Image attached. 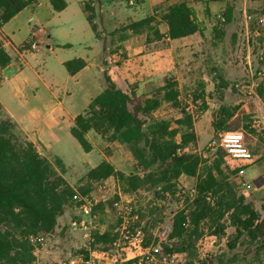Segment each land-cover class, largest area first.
Listing matches in <instances>:
<instances>
[{"label": "trees", "instance_id": "obj_1", "mask_svg": "<svg viewBox=\"0 0 264 264\" xmlns=\"http://www.w3.org/2000/svg\"><path fill=\"white\" fill-rule=\"evenodd\" d=\"M167 1L171 4L163 12L162 21L168 27L170 40L197 33L204 35L205 24L199 20L196 9L188 0ZM37 2L0 0V28ZM51 4L56 12L63 11L68 5L66 0H51ZM94 10L84 4L87 19L96 37H99L94 24ZM204 11L207 17L211 16L208 6ZM225 16L226 20L231 19V8L227 9ZM157 25L154 16L132 22L124 29L122 39H127L128 31L133 34L148 33L155 39H162ZM26 47L23 49L26 50ZM12 60V56L0 48V69L6 68ZM86 65L84 59L65 63L70 75L77 74ZM104 80L105 89L75 118L71 134L85 152L94 148L87 136L90 131L110 144H123L131 153L137 172L126 174L104 160L73 186L64 176L66 169L63 162L59 158L50 160L43 156L0 104V264H37L36 249L39 244L33 245L30 236L53 233L67 208H80L83 200L110 178L117 183L115 199L118 200L119 195L133 196L140 189L152 191L156 197H164L169 192L174 194L182 176L195 179L196 195L173 216L167 239L153 247L151 224L146 222L143 227L146 254L126 260L123 264H169L165 256L172 254L188 255L191 260L184 264H194L199 240L206 234L222 239L227 222L235 228V236L228 242L229 249H235L245 238L242 243L256 246L254 257L261 262L264 256V220L240 191L243 182L233 180L240 169L255 164L257 157L250 150L253 155L250 161L233 159L217 146L221 131H237L229 124L238 107L221 105L212 123L218 140L209 144L206 158L189 151L198 138L192 114L181 106L177 80L167 78L163 86L142 96L124 92L107 71ZM257 92L264 100V84H260ZM166 104L181 109V117L174 121L157 118L155 112ZM245 139L247 143L246 136ZM115 199L94 206L91 215L105 214L107 207L114 206ZM118 237L119 233L112 230H97L89 250L82 249L75 254L76 257H83V261L64 264H85L91 251H105L108 245H116ZM238 257V254L232 258L220 254L206 257L199 264H234Z\"/></svg>", "mask_w": 264, "mask_h": 264}, {"label": "rangeland", "instance_id": "obj_2", "mask_svg": "<svg viewBox=\"0 0 264 264\" xmlns=\"http://www.w3.org/2000/svg\"><path fill=\"white\" fill-rule=\"evenodd\" d=\"M130 1L134 2L132 6ZM98 2L96 7L90 2L86 3L94 9L98 8V26L101 28V34L105 33L103 37L107 40L110 36V38L115 37L117 42L123 40L124 29L132 23L125 15H131L134 20L146 15V8L139 3V0H98ZM188 2L196 8L206 28L203 36L197 33L192 43L180 47L178 52L180 74L177 82L181 106L186 110L188 107L192 108L195 130L197 128L200 134L197 135L196 144L192 145L189 151L207 158L206 150L209 144L218 140L212 123L221 105L238 107L229 125L236 128V132L244 133L257 161L246 168L244 177L235 175L233 180L252 185L246 201L253 204L264 220V100L257 92L260 84H264V0H188ZM167 6L165 3L158 8L162 11L159 18H162L161 15ZM206 6L210 9V17L205 15ZM228 8H231V19L222 22L219 15L225 16ZM162 30H166L165 24L162 25ZM40 49L35 59L30 55L27 57L34 68L45 65L47 57L45 45ZM166 79L167 77L165 81ZM223 83L226 84L225 87ZM198 96L200 98L196 99ZM154 115L157 118L174 121L181 117V109L166 104ZM90 136L95 142L101 141L94 132H90ZM75 142L83 152L79 143ZM109 144L105 141L98 142L100 155L111 158L116 168L125 166L128 173L135 172L136 168L132 164L134 159L128 148L124 145ZM69 149L70 151L65 155L69 153L73 156L72 148ZM96 153L93 152L90 157L96 160ZM68 159L65 164L76 163ZM65 178L71 182L75 181V177L69 174H66ZM96 188L92 194L100 203L106 204L115 199L118 191L117 183L113 178ZM188 191L187 182L179 181L174 194L169 192L164 197H156L152 191L146 189H140L133 196L121 194L118 200L115 199L118 206L114 204L111 208L107 207L105 214L99 213L92 220L84 217L80 208L69 207L63 218H59L55 231L43 235L46 240L37 246L36 263H81L83 257H76L75 254L82 249L89 250L94 232L112 230L113 233H119L116 245H108L105 251H91L89 260L91 264H123L126 253L124 248L129 244L125 237L127 232L133 233L138 229L143 231L146 222H150L153 235L151 245L155 247L158 242L165 241L172 229L173 216L186 206L188 200H192L187 195ZM240 191L243 192V185ZM74 220L79 222L84 220L88 228L73 227ZM234 236L235 228L228 222L226 234L222 239L206 234L197 244L194 264H199L200 260L206 257L220 254L227 255V258L238 254V261L234 264H264V256L261 262L254 257L256 246L242 243L246 241L245 238L235 249L230 250L228 242ZM133 251V249L128 251L131 257ZM145 254L146 252L143 256ZM165 257V261L169 264H184L191 260L188 255L182 254Z\"/></svg>", "mask_w": 264, "mask_h": 264}, {"label": "crops", "instance_id": "obj_3", "mask_svg": "<svg viewBox=\"0 0 264 264\" xmlns=\"http://www.w3.org/2000/svg\"><path fill=\"white\" fill-rule=\"evenodd\" d=\"M66 1L67 7L56 12L51 0H38L37 4L25 8L0 28V41L3 38L9 40L12 49L6 51L13 58L6 68L0 69V104L43 156L50 160L59 158L63 162L66 169L64 176L69 174L75 177L72 182L67 179L75 186L102 161L107 160L114 165L111 158L98 152V142L108 143L101 136L90 131L101 141L92 140L89 132L87 136L94 148L91 152H85L79 144L83 150L81 152L75 142L77 140L71 134L75 118L105 89V71L124 92L137 96L149 95L164 85L166 77L174 76L175 80H179V48L192 43L196 34L170 40L168 27L159 18L162 11L158 8L165 3L169 6L171 2L139 0L146 8V15L136 20L131 15H124L130 18V22L156 17L162 39H155L148 33L133 34L128 31L125 40L117 42L111 36L107 40L98 26V8L94 10V24L99 37H96L84 11L86 2L96 7L98 0ZM197 16L202 21L198 13ZM163 24L166 30H162ZM31 43L36 44L35 49H31ZM44 45L47 50L45 65L34 68L27 57L30 55L35 59ZM24 46H27L26 50ZM74 59H84L87 65L77 74L70 75L65 63ZM196 133L200 135L197 128ZM111 144L123 145L119 142ZM68 147L72 148L73 156L69 153L68 157L65 155L70 151ZM93 152H97L96 160L90 157ZM68 158L76 163L65 164ZM132 164L135 166V161ZM117 169L130 174L125 166ZM180 181L187 182L189 189L195 187L192 177L182 176Z\"/></svg>", "mask_w": 264, "mask_h": 264}, {"label": "built area", "instance_id": "obj_4", "mask_svg": "<svg viewBox=\"0 0 264 264\" xmlns=\"http://www.w3.org/2000/svg\"><path fill=\"white\" fill-rule=\"evenodd\" d=\"M131 5H133V2H130ZM219 19L222 22L226 21V18L224 15H219ZM31 49L36 48L35 43H31ZM0 48L3 50H10L12 49V45L9 42V40L3 38L0 41ZM191 107L187 108V112L192 114L193 111L191 110ZM193 115V114H192ZM217 146L223 149L228 155H230L233 159L237 160H243V161H250L253 158L252 152L250 151L249 147L247 146L245 135L242 132H222L219 134V140L217 143ZM246 174V169H240L238 172V177H244ZM243 195L248 196V192L251 189L252 185L247 182H243ZM187 195L191 197L192 199L196 195V189L190 188L187 192ZM100 202L95 198V196L92 194L89 197H86L83 200V204L80 207V210L83 213V216L92 220L97 217V215H91L92 209L94 206L98 205ZM115 206H118V203H115ZM73 227H82L84 229H87L88 226L84 220H81L80 222L77 220H74L72 222ZM125 236L126 239H128L129 244L124 250L126 251L125 257L123 261L135 259L138 257H142L143 253L146 252V249L144 248V232L140 229L136 230L133 233H129ZM30 241L33 245L37 246L38 244L43 243L46 238L43 235H31ZM133 251V256L131 257L128 251ZM85 264H91L90 260H87L84 262Z\"/></svg>", "mask_w": 264, "mask_h": 264}]
</instances>
